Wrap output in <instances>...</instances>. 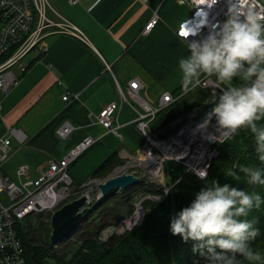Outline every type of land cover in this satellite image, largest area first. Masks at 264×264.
<instances>
[{
    "label": "crops",
    "instance_id": "obj_1",
    "mask_svg": "<svg viewBox=\"0 0 264 264\" xmlns=\"http://www.w3.org/2000/svg\"><path fill=\"white\" fill-rule=\"evenodd\" d=\"M47 1L79 28L87 43L68 34L51 33L23 57L29 55L15 73L17 85L0 93V140L15 128L25 134V141L21 145L11 138L9 157L0 165V175L15 182L34 180L50 157L61 158L87 135L102 136L69 167L71 177L81 185L109 156L122 160L123 153L135 151L142 142L132 123L135 113L125 103L119 114L122 140L105 133L97 123L101 108L119 99L115 81L125 86L138 79L140 95L152 104L164 91H184L179 61L190 52L176 30L191 11L180 0ZM154 13L157 22L143 33ZM64 95L67 100L62 99ZM64 121L75 129L62 140L55 129ZM22 166L27 167V175L18 176L16 171Z\"/></svg>",
    "mask_w": 264,
    "mask_h": 264
},
{
    "label": "built area",
    "instance_id": "obj_2",
    "mask_svg": "<svg viewBox=\"0 0 264 264\" xmlns=\"http://www.w3.org/2000/svg\"><path fill=\"white\" fill-rule=\"evenodd\" d=\"M67 1L69 4L79 2V0ZM240 1L231 0V2H239L245 9L253 3L257 5V11L264 7V0H242L243 3ZM180 2L186 4L191 13L178 25L176 35L187 44L199 37L185 36V29L196 27L205 14L210 24L215 23L216 20L222 22L230 5V0H216L211 8L207 6L205 0H180ZM50 12L55 17L51 16ZM157 20L158 15L154 13L145 25L143 33L149 32ZM207 31V28L203 29L202 34L206 35ZM51 33L68 34L87 43L86 36L79 28L57 13L47 0H0V93H7L17 85L19 78L13 73V68ZM104 68L110 70V65L104 63ZM200 79L201 83L195 89L209 91L211 99L218 101L222 89L226 86L215 76L202 75ZM115 82L119 99L101 108L96 116L97 123L103 127L105 133L122 140L123 124L119 122V114L121 105L125 103L135 113L132 123L142 135V142L134 153H123V165L118 167L112 176L127 173L137 175L141 172L140 177L146 176L147 181L156 186L158 192L135 196L132 211L125 214L118 222H111L107 228H104L99 234L100 240L102 234L108 238L125 229L131 230L141 225L146 211L152 207L145 205V201L151 200L152 203L158 204L167 197L170 189L180 178L171 185L167 184L165 163H178L185 173L189 172L197 176L198 170L205 167L207 171L209 170L212 159L217 155L216 146L228 138L224 135L225 130L216 125L215 117L209 120L208 114L212 109L201 112L204 102L176 118L166 127L157 129L153 124L161 111L178 101L187 92L174 95L173 92L164 91L156 103L152 104L140 95L142 84L138 79L129 80L125 86ZM62 99L67 100V95ZM74 129L72 123L64 121L55 129V135L64 140L73 133ZM12 137L21 145L25 141V134L12 128L9 135L0 140V165L9 157ZM101 138L102 136L87 135L75 143L61 158L50 157L47 167L41 170L34 180L15 182L0 175V264H27L22 239L18 232V226L25 219L41 214L51 215L68 201L71 193L78 186L85 183L94 186L98 195L97 184L102 180L92 177L77 186L69 173V167ZM16 173L18 176L27 175V167H19Z\"/></svg>",
    "mask_w": 264,
    "mask_h": 264
},
{
    "label": "clouds",
    "instance_id": "obj_3",
    "mask_svg": "<svg viewBox=\"0 0 264 264\" xmlns=\"http://www.w3.org/2000/svg\"><path fill=\"white\" fill-rule=\"evenodd\" d=\"M205 3L211 8L216 0ZM256 9L254 3L245 9L239 2L230 0L222 22L216 20L210 24L205 14L196 27L185 29V36L199 38L188 43L190 54L179 61V68L185 92L194 90L202 75L215 76L227 85L208 114L209 120L215 117L216 125L229 138L241 128L249 129L258 159L264 162V123H259L264 120V7ZM205 28L208 31L203 35ZM234 80L239 83L234 84ZM240 171L248 177V183L264 185V169L242 166ZM196 175L206 180L207 167ZM262 203L264 199L258 193L213 180L171 219L170 231L185 243L193 241L192 252L199 253L203 264H240L239 257L262 262L264 258L251 247L260 229L255 226V219H246Z\"/></svg>",
    "mask_w": 264,
    "mask_h": 264
},
{
    "label": "trees",
    "instance_id": "obj_4",
    "mask_svg": "<svg viewBox=\"0 0 264 264\" xmlns=\"http://www.w3.org/2000/svg\"><path fill=\"white\" fill-rule=\"evenodd\" d=\"M179 93L178 91L173 92L174 95H178ZM181 98L175 103H178ZM164 110L161 111L158 118ZM158 118L154 121V126L157 125ZM259 123H264V120ZM216 147L217 155L211 161L206 180H201L192 173H185L184 169L183 173H178V177L176 178V171L167 170L165 176L166 180H168L167 177L169 181L170 179L172 180L170 183L175 182L178 178L180 179L170 189L167 197L161 203L153 204L151 209L146 211L143 223L132 228L122 236L113 237L99 243L96 241L97 234L109 220L115 219L118 216L120 207H111L110 205L105 207L110 210L107 209L108 211L105 213L104 218H99L98 225L95 222L90 228L85 226L89 218L91 216L95 217V213L99 208L104 206V203H108L115 198L118 204L122 202L121 197H123L124 201L132 200L135 197V190L131 189L133 186H128L121 189L120 195L119 193L118 195L110 193L106 196H101L95 201L98 202V205H95L91 212L81 220V223L73 234L63 239L66 241L74 236H78L79 240L82 241L78 248L71 253L68 260H66L67 255L65 257H57V255L48 250L34 245L40 241L36 238V235L22 232L20 236L27 264H42L48 257H56L55 259L59 264H194L196 261L203 264L199 253L194 254L192 252L193 241L189 240L185 243L179 235H172L170 231L171 219L183 208L188 207L195 199V194L202 187H205L206 184H211L213 180L218 181L220 185L227 183L232 187L241 188L248 193H258L264 199V185L248 183V177L240 171L242 166L264 169V162L258 159L255 151L256 146L251 131L241 128ZM113 157L114 154L109 156L95 170L93 177L104 175L108 171L109 166L113 164L115 159ZM169 163L179 165L175 162H167L164 168ZM233 173H235V176L232 175ZM148 191L155 192L156 189L153 187L148 189ZM103 214L104 212L101 211L100 216L102 217ZM44 215H38V218H43ZM246 219H255L257 221L255 226L260 229V235L255 241L251 242V247L254 252H259L262 258H264V203L259 208H253ZM40 243L44 242L40 241ZM239 260L240 264H264V261L249 262L243 257H239Z\"/></svg>",
    "mask_w": 264,
    "mask_h": 264
},
{
    "label": "rangeland",
    "instance_id": "obj_5",
    "mask_svg": "<svg viewBox=\"0 0 264 264\" xmlns=\"http://www.w3.org/2000/svg\"><path fill=\"white\" fill-rule=\"evenodd\" d=\"M29 59V55H27L25 58L22 59V61H20L19 64H16L15 67L13 68V73H18L20 66H22V64L24 62H26ZM187 95V96H186ZM184 101V102H183ZM204 102V104H202ZM218 103L217 100L213 101L211 99L210 93L207 90H203V89H196L193 90L187 94H185L181 100L178 103L173 104L172 106H170L169 108H167L166 110H164V112L160 115V117L157 120V125H155V127L158 129L160 127H166L169 123H171L172 121H174L176 118L180 117L181 115L185 114L186 112L190 111L191 109H193L194 107L199 106L200 104H202L201 106V112H203L205 109V111H210L215 104ZM204 111V112H205ZM155 123V124H156ZM86 153V152H85ZM84 153V154H85ZM130 153H134V151H130ZM124 162V159H115L113 164H111L109 166L108 171L103 175H101V177H96V178H92V179H98V180H103L106 179L110 176H112L115 171H117L118 167L122 166ZM176 171V178L178 177V173L182 174L183 173V168L177 164H173V163H169L166 165L165 168V174L167 173L166 171ZM140 175H142L141 172L137 173V181L129 186H133L131 189L135 190L134 194L135 196H141L144 193H149L152 191H148V189L151 188H155L156 186L152 185L151 183H149L145 177H140ZM167 184L171 185L172 183H170V181H172L167 177ZM166 181V180H165ZM147 183V184H146ZM149 185V186H148ZM78 186V185H77ZM151 186V187H150ZM126 188V187H125ZM155 192H158L157 190ZM115 194L120 195L121 193V189L117 190L115 192H113ZM82 194H88L90 196V198H93L94 201L97 200V192H96V188L94 186H91V184L89 183H85V185L82 186H78V188H76L72 193L70 198L68 199V201H71L77 197H79ZM121 199V204H118L117 199H113L108 203H104V206L99 208L97 210V212L95 213V217L89 218V221L87 224H85V226H87L88 228L91 227V225H94L95 222H99V218H104L105 213L110 210L108 208H105L107 206H111V207H120L118 216L115 219H111L108 221V223L106 225H104L99 233L96 236V241L99 243L105 242L113 237H117V236H122L123 234L129 232V230L125 229L122 232L118 233V234H114L111 235L108 238L104 237V234H102V240L99 239V234L101 233V231L104 228H107L109 226V224L111 222H118L125 214H129L132 211V207H133V199L132 200H126L124 201L123 197L120 198ZM119 200V199H118ZM168 200V199H167ZM67 201V202H68ZM154 203H152L151 200H147L145 201V205H150L152 206ZM105 208V209H104ZM108 209V210H107ZM101 211L104 212V214L102 215V217L100 216ZM94 216V215H93ZM50 215H44L43 218H38L37 217H29L27 219H25V221H23V223H21L18 226V232L19 235L23 232V233H29L30 235L34 234L36 235V238L44 243H40L37 242L36 246H38L39 248H42L44 250H48L49 252L57 255V257H67L66 260H68L69 256L71 255L72 252H74L78 246L82 243V241L79 240L78 236H74L66 241H60V243H52L50 241V233H51V229L49 226V218ZM108 219V218H107ZM264 251V250H263ZM46 252V251H45ZM56 258V257H55ZM53 257H48L44 260V262L42 264H59V262Z\"/></svg>",
    "mask_w": 264,
    "mask_h": 264
},
{
    "label": "water",
    "instance_id": "obj_6",
    "mask_svg": "<svg viewBox=\"0 0 264 264\" xmlns=\"http://www.w3.org/2000/svg\"><path fill=\"white\" fill-rule=\"evenodd\" d=\"M137 179V176L133 173L103 179L97 184L99 191L96 196L97 200L101 196L128 187L135 183ZM95 205H98V202L93 201L88 194H82L53 211L49 217L50 241L55 244L66 237H70L81 223V220L91 212Z\"/></svg>",
    "mask_w": 264,
    "mask_h": 264
},
{
    "label": "bare ground",
    "instance_id": "obj_7",
    "mask_svg": "<svg viewBox=\"0 0 264 264\" xmlns=\"http://www.w3.org/2000/svg\"><path fill=\"white\" fill-rule=\"evenodd\" d=\"M240 2H241V3H243V1H242V0H241Z\"/></svg>",
    "mask_w": 264,
    "mask_h": 264
}]
</instances>
